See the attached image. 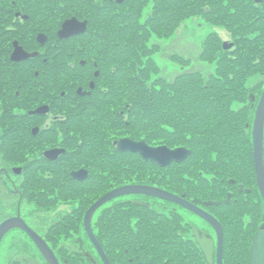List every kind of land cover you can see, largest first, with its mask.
<instances>
[{"label":"trees","instance_id":"trees-1","mask_svg":"<svg viewBox=\"0 0 264 264\" xmlns=\"http://www.w3.org/2000/svg\"><path fill=\"white\" fill-rule=\"evenodd\" d=\"M74 1L84 8L79 16L90 18L97 34L102 29V35L96 38L102 50L99 56L105 62L111 59L115 70L113 83H107V92L112 96L108 97L109 109L97 106L88 118L72 123L74 140L81 138L80 146L75 143L74 153L78 155L74 164L91 166L94 180L89 185L93 192L99 190L94 183L100 180L102 194L123 185H151L186 196L200 205L190 194L191 180L182 174H174L168 181L165 177L157 180L153 175H143V170L145 165L158 170L183 166L203 154L211 162L201 159L205 162L203 166L213 165L216 171L211 194L220 202L207 207L219 212L217 218L224 229L241 228L238 232H225L226 242L251 241L260 228L262 216L261 208L258 210L249 200L258 192L252 123L261 95L245 86L254 73H264V0H125L122 4L106 0L103 7L94 0ZM150 4L151 11L145 17L143 13ZM196 16L230 31L234 47L226 50L220 35L212 33L204 42L200 59L206 62L218 59L216 73L206 77L199 69L185 71L172 81L154 78L153 74L160 72L152 58L157 51L155 45H150L152 37L170 38L185 20ZM252 94L256 96L255 102ZM112 99L117 100L116 113L111 107ZM235 101L251 102L252 115L247 106L234 108ZM122 134H126L125 138L146 140L152 146L163 140L170 148L187 147L193 154L183 163L160 168L138 154L118 152L114 135ZM214 153L216 159L212 160ZM195 164L201 162L195 161ZM102 172L108 178L103 180ZM229 177L236 180L235 185L227 180ZM238 179L246 182L243 191L240 186L236 189ZM181 183L187 187L178 189ZM247 184L251 188L246 189ZM230 188L236 191L228 192ZM229 194L232 198L228 201ZM144 204L119 201L96 221L95 233L112 264H163V259L178 254L173 249L188 245V240L178 237V233L190 228L182 220L178 223V218H173L172 213L176 212ZM200 206H205V202ZM166 212H170L169 216ZM239 235L244 238H238ZM83 250L69 247L63 254L61 250L56 254L62 264H77L82 259L92 263ZM24 260L19 264H24Z\"/></svg>","mask_w":264,"mask_h":264},{"label":"flooded vegetation","instance_id":"flooded-vegetation-1","mask_svg":"<svg viewBox=\"0 0 264 264\" xmlns=\"http://www.w3.org/2000/svg\"><path fill=\"white\" fill-rule=\"evenodd\" d=\"M102 1L98 2L103 4L101 7L105 5ZM114 2L118 3L117 0ZM79 5L74 0H0V158L4 159V166L0 168V225L6 221L23 219L49 246L51 238L46 232L49 224L57 234L63 235L60 226L66 228L70 223L71 233L75 225L72 220L78 222L83 215L84 222L88 210L97 202H92L95 201L92 199L93 188L89 185L94 180L91 166L74 164L78 155L74 153L75 143L80 146L81 138L74 140L72 123L76 119L88 118L97 106L109 109L108 97L112 96L107 92V83H113L115 76L111 59L105 62L99 56L102 50L98 48L96 38L102 35V29L97 34L91 19L83 14L79 16V12H84V8ZM71 18L78 19L80 23L86 22L87 31L68 38L62 37L60 30ZM104 100L105 104L100 105ZM111 102L116 113L117 100L112 99ZM52 151L59 155L57 159L51 160L45 155ZM78 170H85L88 178L76 179L73 173ZM102 176L103 180L108 178L105 172H102ZM127 196L137 203L161 200L163 205L156 207L173 212L183 208L194 213L158 197L141 194ZM43 207L56 209L55 219L48 224L46 219L39 220L37 216V222L33 225L29 219L33 210ZM200 207L210 212L206 206ZM67 218L71 219L65 221ZM193 227L190 224V231L178 233V237L187 239L189 243L173 249L178 254L163 259V264H211L196 240ZM260 228L249 242H226L224 229V243L220 248L223 264H252L251 246ZM239 229L233 230L238 232ZM14 230L24 232L38 247L24 229L14 227L4 234L0 254L4 241ZM84 230L87 233L85 222ZM214 231L215 237L200 233L216 241L212 262L219 264L220 250L217 232ZM95 235L97 237V233ZM87 236L96 249L98 259L104 264L96 244L88 233ZM238 238L244 236L239 235ZM97 240L101 244L98 237ZM75 245L83 249L86 246L80 240ZM83 251L93 262L88 251ZM108 258L112 264L109 255ZM0 261L4 264L1 257ZM17 263L19 261L16 260Z\"/></svg>","mask_w":264,"mask_h":264},{"label":"rangeland","instance_id":"rangeland-1","mask_svg":"<svg viewBox=\"0 0 264 264\" xmlns=\"http://www.w3.org/2000/svg\"><path fill=\"white\" fill-rule=\"evenodd\" d=\"M98 2L100 0H97ZM102 1V0H101ZM103 2V1H102ZM106 2V0H104ZM151 4L149 7L144 11L143 15L147 17L151 11ZM73 10V9H71ZM216 33L217 35H220L222 39V46L225 42H233V37L225 27L221 25H214L207 20H205L201 16H196L194 18L185 20L182 25H180V28L171 36L170 38L166 39H159L155 36L152 37V40L150 41V45H155L154 48L157 49V51L152 55L153 60L156 62V64L159 67V72L158 74H153L154 78H160L164 77L169 81H172L176 76L184 73L185 71L189 70H203V74L207 77L209 73H216L217 71V64H218V59L215 60V62H206L202 59H200V55L202 51L204 50V42L206 41L207 37L212 34ZM224 47V46H223ZM249 80L246 82L245 88L250 90L252 93L255 91L258 95H261L264 89V73L259 72V73H254L251 77L248 78ZM248 107V112L250 115H252L250 107H251V102L249 101H235L234 102V108L238 109H243L244 107ZM255 118V116H254ZM253 118V119H254ZM119 135H114V137H117V140L119 137H125L126 134H122L118 137ZM113 137V138H114ZM163 140H158L154 144L157 146H166ZM168 146V145H167ZM180 147V146H179ZM109 148V146H108ZM187 148V147H186ZM175 149V148H172ZM201 159L206 160L207 162L211 163L209 158L206 157L203 154H200V156L195 160L198 164L201 162L200 165H196L195 161L191 160L186 165L183 166H178V167H169L166 170H158L155 168H151V166L145 165L144 170H143V175H153L154 178L158 180V178L165 179L168 181L169 179L172 180L174 178V174H179L178 176L183 175L184 178H187L190 181V187L192 191L190 194L197 198V201L199 202L200 205L203 204V202H216L218 198L214 197L211 193H213V188L215 187L214 180L212 181L214 175H215V170H213V165H207L203 166L205 163L204 161H201ZM216 159V153L213 154L212 160ZM28 160V158H27ZM136 160V159H135ZM136 163H140L138 160L135 161ZM4 164V159L0 158V168ZM193 173V174H192ZM130 177H133L130 176ZM200 178L205 179V182H202V179L199 180ZM236 179V178H235ZM199 180V181H198ZM232 180L230 179H227ZM236 181V180H235ZM256 181V177H255ZM101 180L97 181V183H94L96 186L95 188L101 189ZM202 182V183H201ZM238 185L236 186L239 188L240 185H243L245 189V184L246 182H243L241 179L237 180ZM178 187V189H183L184 185L181 183ZM250 184L246 185V189L250 186ZM257 185V181H256ZM256 185L254 187H256ZM248 186V187H247ZM187 187V186H186ZM210 189V190H209ZM228 192H235L232 188H230ZM258 192L255 194L253 197L249 198L251 203H254V206L257 207L259 210V207L261 210L259 211L260 214H262L260 218V223L258 226H264V200L262 197L261 192L259 191V188L257 186ZM96 190L93 192L92 199L96 202L100 200L99 198L101 195V191ZM111 192V191H110ZM208 194V195H207ZM211 194V195H210ZM228 193L225 195L227 197ZM135 198V197H134ZM247 198V196H245ZM131 200L133 198L129 196H123L119 197L117 199L112 200V202L103 205L100 209V211L96 214L95 219H94V228L97 229L96 226V221L101 217V214L105 212L108 214V209L111 210L112 206L123 200ZM152 202V203H151ZM150 203L153 205V208H158V209H164L163 207H156L163 205L161 200L160 201H154L150 200ZM156 204V205H155ZM167 207V206H166ZM70 207L69 209H71ZM206 208L212 213L215 214L217 217H220L219 212L215 211L214 209H209L207 206ZM47 209L46 207L43 208H38L33 210V214L31 215V218H29L34 225L37 221L35 220V217L39 216V220H44L46 219L48 224L50 221L54 220L56 217V209L53 211ZM163 211V210H161ZM110 212V211H109ZM167 213V212H166ZM170 212L167 213L166 215L169 216ZM175 215L173 218L177 219L178 218V223L183 221V224H188L190 228V224L194 225L196 228H198L201 232L207 233L209 236H214L215 237V231L214 229L201 217L197 216L195 213H190L186 211L183 208H178L176 213H172ZM84 216L82 215L79 219V223L77 220H72L75 222L74 229L70 233L69 229H71V226H68L70 223H68L67 227L65 228L64 226H60L59 230L63 232V235L57 234L55 229H52L50 227V224L47 227L46 232L50 235L49 238L51 240L49 241L50 245L53 246L54 252L59 255V251L63 250H68V248H78L75 244H78V240L82 241V243H85V251H88V255L93 258L92 263H88L85 259H82L81 261H77V264H102L100 260L98 259V255L96 254V249L94 245L90 242L87 233H85L84 230V222H83ZM67 218L65 221H68ZM58 222V221H57ZM174 222V221H173ZM190 222V223H189ZM238 227V226H237ZM46 228V227H44ZM54 228V227H53ZM233 229L235 228H225V232H230L234 231ZM190 231V230H188ZM57 234V235H56ZM229 242V240L227 241ZM56 254V255H57ZM1 260L4 262V264H15V261H23L24 259V264H46L45 259L40 253V250L38 247L34 245L32 240L24 234L21 231L14 230L12 233L8 236V238L4 241V244L1 249V254H0ZM23 259V260H22Z\"/></svg>","mask_w":264,"mask_h":264},{"label":"water","instance_id":"water-1","mask_svg":"<svg viewBox=\"0 0 264 264\" xmlns=\"http://www.w3.org/2000/svg\"><path fill=\"white\" fill-rule=\"evenodd\" d=\"M124 0H118V2H123ZM258 2H262V0H257ZM87 31L86 22L80 23L78 19L71 18L69 21H66L63 25V28L60 30V35L62 37L68 38L71 35L82 34V32ZM226 50H230V48L234 47L233 42H225L223 44ZM264 90V89H263ZM253 102L256 101V96L251 95ZM255 119H254V127H253V147H254V158H255V169H256V177L258 181L259 191L262 194L264 200V91L259 99V103L257 105V109L255 111ZM118 152L125 153H137L141 155L143 159L153 163L154 165H158L161 168H167L168 166L174 163H183L193 154V150L187 149L185 147H177L176 149H171L168 146H150L145 140L137 141L133 138H121L118 142H116ZM54 151V150H53ZM46 153L45 155L50 157L51 160L57 159L59 155H56L54 152ZM73 176L76 179L84 180L88 178L85 170H78L73 173ZM232 185L236 184L235 180H229ZM243 185H240V191H243ZM247 191L250 192L248 189ZM149 195L153 197L161 198L165 201H171L178 205L184 206L186 209L193 211L199 217L204 218L212 228H214L217 232V239L219 244V250L224 243V227H222L221 222L218 220L216 216L211 215L205 209L200 208L192 202L187 201L182 196L175 195L170 191H166L160 187H154L150 185H124L123 187L116 188L112 190V192L101 197L99 201L93 204L88 213L85 216V228L88 233L90 239H92L93 243L96 244L97 250L104 261V264H110L108 255L101 244L98 243L97 237L93 232V222L92 219L95 213L105 204L111 202L112 200L123 197L124 195ZM232 194L229 195L228 201L231 199ZM139 204L145 205L142 202H138ZM207 205H218L219 202H207ZM148 205V204H147ZM14 227H21L24 229L29 236L32 237L34 242L40 248L44 258L48 261L49 264H61L58 257H56L54 251L51 246L45 242L43 237L33 231L28 225L25 224L23 219L19 218V221H6L0 225V244L3 239V236L6 232L11 230ZM195 232L196 240L198 241L200 247L205 252L208 261L213 264V256H214V248L216 241L211 237L206 235H202L198 228L193 227ZM252 253L251 260L252 264H264V228L261 227L254 236L252 242ZM221 250L219 251V264H223L221 258ZM0 264L1 261H0Z\"/></svg>","mask_w":264,"mask_h":264}]
</instances>
